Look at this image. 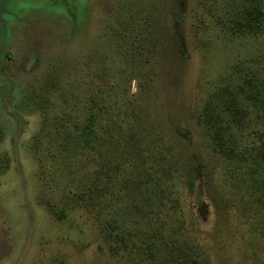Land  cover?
Instances as JSON below:
<instances>
[{
  "label": "rangeland",
  "instance_id": "374dc122",
  "mask_svg": "<svg viewBox=\"0 0 264 264\" xmlns=\"http://www.w3.org/2000/svg\"><path fill=\"white\" fill-rule=\"evenodd\" d=\"M256 1L0 0V264H264V29L233 32Z\"/></svg>",
  "mask_w": 264,
  "mask_h": 264
},
{
  "label": "trees",
  "instance_id": "16d2710c",
  "mask_svg": "<svg viewBox=\"0 0 264 264\" xmlns=\"http://www.w3.org/2000/svg\"><path fill=\"white\" fill-rule=\"evenodd\" d=\"M264 29V9L262 5L256 1L252 3V5L248 8L247 6L243 7V26L237 27V29H233V32L240 33L239 35L248 38L252 35L258 36V32ZM244 71V69H243ZM257 79V76L254 72H251V70H248L245 72V75L243 77V84L247 83H255ZM243 84L237 85L238 92L234 95V113H230L232 115V121L236 122L239 126L238 130L241 131V123L243 122V114H239V112L242 110L243 106L239 99V94L243 93ZM228 93V90L225 88L224 95ZM257 94L262 95L260 91V87L258 86L256 90L252 93L253 96H256ZM215 106L214 103H209L207 105V108L204 112L205 116V124L206 129L209 132L211 139L214 142V146L217 147L219 150H223L224 153L228 154L230 159H233L235 156H239L240 151H238L239 143L237 140V137L234 136L233 133H229L228 131L232 129V127L229 125L231 121L226 119V116L228 114L227 111H225L224 107H219V112L215 115L210 114V108H213ZM244 113V111H243ZM216 123H220L217 127L215 126ZM82 134L85 135L83 138L85 143H87L91 148L94 146V143H91V141L96 136V133L93 131L92 128L86 127L82 130ZM228 143H236L234 146L230 147ZM263 151L259 152V156H261L264 160V143H262ZM264 184V179H263ZM264 188V187H263ZM160 213V212H159ZM161 236V234L159 233ZM162 237V236H161ZM175 240H171V242H174ZM166 247L164 249H160L154 245V244H147V248L150 250L152 248H155L159 250V254L163 253V255H166L160 262V264H212L209 260L206 258L200 257V255H196L197 257L194 258V256H189L186 254L185 251H183L181 248L177 247L176 245H171L165 242ZM181 255L184 257V260L182 261Z\"/></svg>",
  "mask_w": 264,
  "mask_h": 264
}]
</instances>
